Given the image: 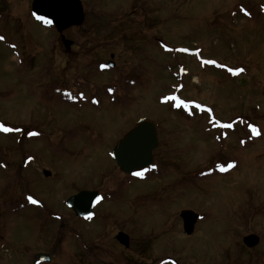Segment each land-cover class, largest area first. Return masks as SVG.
Here are the masks:
<instances>
[{
  "label": "rangeland",
  "instance_id": "1",
  "mask_svg": "<svg viewBox=\"0 0 264 264\" xmlns=\"http://www.w3.org/2000/svg\"><path fill=\"white\" fill-rule=\"evenodd\" d=\"M33 1L0 0V264H30L58 232L57 260L76 264L73 233L95 237V226L79 224L64 203L81 190L118 197L126 174L111 150L141 118L159 127L158 175L130 178L119 201L105 205L123 222L113 231L131 237L128 250L114 248L124 253L114 259L264 260V212L245 214L249 205L264 208V137L240 148L241 130L219 156L202 110L255 120L264 134V0H82L86 20L62 34L33 19ZM236 69L240 77L231 78ZM178 98L197 105L177 111L169 100ZM219 157L235 158L239 169L204 180L202 170ZM144 192L154 193L140 200ZM27 195L44 209L25 207ZM183 210L201 215L189 237ZM46 211L62 221L41 222ZM249 233L261 237L253 249L243 243Z\"/></svg>",
  "mask_w": 264,
  "mask_h": 264
},
{
  "label": "flooded vegetation",
  "instance_id": "2",
  "mask_svg": "<svg viewBox=\"0 0 264 264\" xmlns=\"http://www.w3.org/2000/svg\"><path fill=\"white\" fill-rule=\"evenodd\" d=\"M74 46V44H73ZM72 46V47H73ZM71 47V49H72ZM71 49L67 50L68 52H71ZM230 121V120H227ZM224 122H226L224 120ZM257 126H261V124H258ZM217 140H214V142L217 144V146H219L218 150L221 153V155L219 154V156L225 155V151H226V144L228 142V140L231 138V136L235 135V134H239L241 131V126L237 123L236 120H233L232 123H228L226 125L223 126H217ZM205 133L211 134L212 131L210 130V126H205ZM237 146L241 148L242 146V136L238 137V140L236 142ZM159 147V146H158ZM158 150V149H157ZM220 158V157H219ZM221 165L224 166L225 170H221ZM229 165H232L231 167H229ZM240 167V163L238 162V160H236L235 158L230 159H221L220 160H216L215 163H213L212 167H205L203 169V174H204V180L209 179L210 177L213 176H217V177H225V176H230L228 174H230L231 172H236ZM233 172V173H234ZM232 173V174H233ZM125 181L121 180L120 182V191L122 189V191L118 193V197L113 198V200L109 199V195L111 194H106L105 190L104 191H94L97 192L101 198L99 200V202L97 203V205L94 207L93 210V217L91 219H83L80 218L76 215H74V217L76 218V220L79 221V224H93L95 227L94 232H95V237L91 236V238L85 236L83 234H81L80 232H72L74 234L73 236V240L75 241V243H77V247L80 250H74V254H73V258H76V264H131V263H127V260L124 259H119V260H115L114 257L115 255H119L124 254L122 251L115 253L114 252V248L115 247H119L123 250V248L125 250H128L131 246V244L129 246H125L121 239L119 238V235L121 233H125L126 232L122 231V229L117 228V231H113L114 226L116 225L114 222H120L123 223L122 221L118 220L116 218L115 215H113V210H112V206L110 207L109 205L105 206L107 203L109 204L110 202L114 203L119 201V197L124 193L123 191L126 189V191L128 190V178L125 176ZM114 192V191H113ZM157 192V191H156ZM154 192H149V195L142 193L139 196L140 200H145L146 196H151ZM108 195V198L106 199V196ZM116 200V201H115ZM42 209H44L45 205L42 203ZM32 207V206H31ZM262 206L259 205H249L247 206V208L245 210H248L245 214L247 216H253V214L255 215H263L261 214V212L264 210ZM103 210V215L101 213H99V211ZM47 213L44 214H40V220L41 222H48L49 223H53L52 221H62L63 217L59 214V213H50L48 211H46ZM52 214V215H51ZM264 217V216H262ZM44 225V224H43ZM63 224H60V227H62ZM114 233V234H113ZM109 234L112 236L111 238H107V235L109 236ZM250 235H252V233H249ZM129 235V234H127ZM130 237V235H129ZM245 237V236H244ZM243 237V238H244ZM61 238V233L58 232L57 233V237L55 242L53 241L51 244L52 247H50V250L45 252L43 257V260L45 261H39L38 260V255H32L30 258V264H63V262H60V260H57L58 257L56 256V252L55 250L57 249L56 246L59 245V239ZM130 243H131V237H130ZM74 247V246H73ZM75 248V247H74ZM140 248L141 247V243H140ZM117 249V248H115ZM119 250V249H117ZM142 250L146 251L144 248H142ZM124 251V250H123ZM170 260L171 258L168 257ZM70 259V258H69ZM158 259V258H157ZM38 260V262H37ZM115 260V261H114ZM155 260V259H154ZM159 262H154L152 264H158ZM145 264V263H144ZM149 264V263H147ZM170 264V263H169ZM176 264V263H175ZM250 264H264V260H260L258 261V258L256 256H253L251 259V263Z\"/></svg>",
  "mask_w": 264,
  "mask_h": 264
},
{
  "label": "water",
  "instance_id": "3",
  "mask_svg": "<svg viewBox=\"0 0 264 264\" xmlns=\"http://www.w3.org/2000/svg\"><path fill=\"white\" fill-rule=\"evenodd\" d=\"M31 11L36 20L52 24L60 34L72 27L82 25L85 20L84 8L80 0H34ZM62 42L67 50L73 45V42L64 36ZM157 145V125L152 121L141 119L114 148L112 157L123 172L130 174L152 165L153 151ZM45 176H50V173L46 171ZM96 195L94 192L82 191L71 197L67 201V206L78 216L87 217L92 214ZM181 218L185 234L192 235L199 215L191 210H185L181 213ZM121 240L128 243L127 236H121ZM244 243L249 248H253L259 244V238L251 235L244 239Z\"/></svg>",
  "mask_w": 264,
  "mask_h": 264
},
{
  "label": "snow or ice",
  "instance_id": "4",
  "mask_svg": "<svg viewBox=\"0 0 264 264\" xmlns=\"http://www.w3.org/2000/svg\"><path fill=\"white\" fill-rule=\"evenodd\" d=\"M42 19H44V18H42ZM211 63H215V61H212ZM234 71L239 72V71H243V69H236V70H234ZM0 127H3V125H0ZM4 130H5V131H8L7 128H5ZM231 166H232V165H229V167H231ZM221 170H225V168H224L223 165H221ZM137 175H142V173H137ZM28 199L31 200L33 203H38V201L34 200L31 196H30ZM89 218H91V217H89Z\"/></svg>",
  "mask_w": 264,
  "mask_h": 264
},
{
  "label": "bare ground",
  "instance_id": "5",
  "mask_svg": "<svg viewBox=\"0 0 264 264\" xmlns=\"http://www.w3.org/2000/svg\"><path fill=\"white\" fill-rule=\"evenodd\" d=\"M195 80L197 79L196 77L194 78ZM264 136H262V138H263ZM234 172V171H233ZM233 172H231L230 174H228V175H231ZM147 180V179H146Z\"/></svg>",
  "mask_w": 264,
  "mask_h": 264
}]
</instances>
